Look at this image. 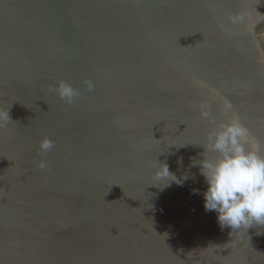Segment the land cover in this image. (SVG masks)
<instances>
[{
    "label": "water",
    "instance_id": "obj_1",
    "mask_svg": "<svg viewBox=\"0 0 264 264\" xmlns=\"http://www.w3.org/2000/svg\"><path fill=\"white\" fill-rule=\"evenodd\" d=\"M0 110V264H264L192 166L234 117L264 155V0H0Z\"/></svg>",
    "mask_w": 264,
    "mask_h": 264
},
{
    "label": "clouds",
    "instance_id": "obj_2",
    "mask_svg": "<svg viewBox=\"0 0 264 264\" xmlns=\"http://www.w3.org/2000/svg\"><path fill=\"white\" fill-rule=\"evenodd\" d=\"M89 88L91 85L89 84ZM62 100L72 102L78 95L77 90L68 82L61 81L54 89ZM230 105L226 110L230 109ZM201 117L209 119L210 113L202 107ZM9 111L0 110V126L9 121ZM53 142L45 138L40 143V152L46 153ZM203 159L193 160L192 166H199L207 188L203 192L204 208L214 211L221 229L228 227L231 233L248 230L254 225H264V155L262 146L240 122L238 117L222 122L207 135V144L203 147ZM216 153L209 158L206 153ZM41 161L40 168H45ZM155 174L160 177L172 176L166 163H159ZM198 193V189L193 190Z\"/></svg>",
    "mask_w": 264,
    "mask_h": 264
}]
</instances>
